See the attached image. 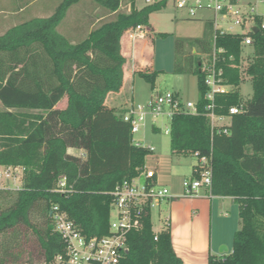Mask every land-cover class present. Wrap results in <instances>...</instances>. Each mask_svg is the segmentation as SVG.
I'll list each match as a JSON object with an SVG mask.
<instances>
[{
    "label": "trees",
    "instance_id": "1",
    "mask_svg": "<svg viewBox=\"0 0 264 264\" xmlns=\"http://www.w3.org/2000/svg\"><path fill=\"white\" fill-rule=\"evenodd\" d=\"M80 2L62 0L50 17L28 20L0 36V166L24 169L18 190H0V264H8L4 238L12 235L17 240L22 236L16 241L31 264H49L63 250L51 217L55 206L85 236L106 235L111 193L142 173L150 153L134 145L131 126L124 121L128 109L110 108L106 100L123 87V36L149 26L150 15L165 2L137 9L135 0H91L111 19L73 41L59 27ZM207 29L208 37L192 41L204 55L213 50L211 22ZM249 35L251 46L242 45L240 35L217 41L225 50L218 67L234 90L217 97L216 112L228 115L232 106L245 108L232 117L229 135H212L203 115V60L186 55L182 66L184 42L176 41L175 73L198 76L201 115L173 118L172 154L212 157V194L230 197L239 206L232 253L210 257L208 264H264V31ZM244 74L254 88L248 101L236 90ZM155 75L140 74L152 83ZM65 98L66 107L57 108ZM69 149L83 150L84 155H71ZM63 177L65 193L58 191ZM129 246L122 264H184L174 251L170 228L154 231L150 208L142 228L130 235Z\"/></svg>",
    "mask_w": 264,
    "mask_h": 264
},
{
    "label": "built area",
    "instance_id": "2",
    "mask_svg": "<svg viewBox=\"0 0 264 264\" xmlns=\"http://www.w3.org/2000/svg\"><path fill=\"white\" fill-rule=\"evenodd\" d=\"M260 4H264V0H178L177 8L187 11L190 17L194 18L198 12L204 11L213 15V50L210 55L203 58L202 68L205 73L204 84L207 87L203 115L210 121L213 136L229 135L232 117L245 112L243 104L232 106L228 115L216 112L217 97L234 90L233 86L225 83L223 69L218 67L220 56L225 50L218 47L217 41L223 36L240 35L243 36L242 45L251 46L253 39L249 34L252 28L258 27L259 32L264 31V14L257 13ZM141 29L142 27H137V30ZM178 114L201 115L198 104L192 102L185 104L177 94L167 93L153 97L146 108L138 110L128 108L124 121L130 124L131 133L135 135L149 117L156 119L166 116L172 121ZM166 133L170 134L171 128ZM133 143L137 147L146 148L150 153L156 152L153 146H144L134 140ZM195 156L198 158V164L194 168L196 175L184 179L182 183L184 195L198 197L199 191L206 189L208 197H212V157ZM23 174L22 167L0 166V184L21 181ZM59 186L58 191L65 193L64 177ZM111 196L113 201L109 229L103 236H85L66 213L59 211L57 206L53 207L51 217L54 231L60 235L64 247L49 264H122L130 252L129 237L142 228L147 209L151 208L153 202L167 201L171 197V192L167 186L159 184L156 170L144 167L138 177L119 183Z\"/></svg>",
    "mask_w": 264,
    "mask_h": 264
},
{
    "label": "rangeland",
    "instance_id": "3",
    "mask_svg": "<svg viewBox=\"0 0 264 264\" xmlns=\"http://www.w3.org/2000/svg\"><path fill=\"white\" fill-rule=\"evenodd\" d=\"M61 1L41 0L32 6V8L26 10L23 15L34 11V9L46 3L48 5H55L61 3ZM161 1L165 2V7L162 10L152 13L149 18V26L152 30H150L148 41L150 47H152V52H148V55H146L148 62H150V69H148L146 73H156V75L154 76L153 83L146 81L141 76H136L132 91L133 99L131 98L129 101L130 109L134 108L138 110L139 108H146L153 97L157 95H166L167 93L178 94L185 104L188 102L198 104L200 100L201 95L198 86V76L195 73L183 75L175 73L176 41L183 40L184 42V53L180 61L181 65L185 67L187 63L185 56L197 50L192 41L208 37V29L205 23L206 19L212 16V13L208 11L198 12L195 18L190 17L187 11L177 8L178 0H136V8L153 5ZM27 3L28 0H9L8 7L11 10H18L20 6H25L22 4ZM81 5L71 8V14L69 13V17L71 18L68 20L66 19L63 22L64 24L73 19L74 16L75 18L78 16L77 8ZM88 7V10L92 12L96 10L92 2H90ZM122 9L126 10L125 7ZM104 13L105 11L98 9L96 14L101 15ZM257 13L264 14V4L258 6ZM110 19L111 17H106L104 20H100L96 26L98 27L102 22L109 21ZM225 27L227 28L228 25H225ZM63 31H66L65 27ZM196 58H198V56H196ZM236 90L244 101L253 98L254 88L247 74L243 75L241 84ZM65 105L66 100L61 103V106ZM170 127L171 120L166 116H160L156 119L149 117L145 125L141 127L139 133L133 135V140L144 146H153L156 149V152L148 154L145 168L156 170L160 185L169 186L175 191H179L181 190L183 177L188 176V178H191L189 176L193 168L198 164V158L196 156L178 157L172 154L171 136L166 133ZM153 128H156L157 131H154ZM76 153L82 156L83 150L76 149ZM21 185L22 180H14L0 184V190L15 192ZM171 202L172 201L153 202L151 204L150 212L155 232H161L170 228V218L173 212V209H171ZM233 206L235 208L233 211H228V216L234 218L236 224L234 223L233 234L231 231L228 238H225L231 250L233 248L234 234L239 229V208L238 205L236 207V204ZM112 218H115L114 213ZM6 238L7 237L4 238V243H6L5 246L8 250L5 252V258L8 264H31L18 245L20 239L22 240V236L19 240L14 238L13 235L12 237H8V239ZM227 244H224V246Z\"/></svg>",
    "mask_w": 264,
    "mask_h": 264
},
{
    "label": "crops",
    "instance_id": "4",
    "mask_svg": "<svg viewBox=\"0 0 264 264\" xmlns=\"http://www.w3.org/2000/svg\"><path fill=\"white\" fill-rule=\"evenodd\" d=\"M40 1L41 0H28L27 4H22L25 6H20L18 10H11L8 7L9 0H0V36L7 33L11 28L28 20L50 17L54 14L56 7H58L57 5L60 4L48 5L46 3L47 5L45 4L23 15L26 10L32 8V6ZM90 2L91 0H81L80 3L72 6L71 8L82 4L77 8L78 16L76 18L74 16L73 19L65 24L62 23L59 27V32L71 38L73 41H77L78 39L86 37L96 28L100 20L110 17L106 12L97 15V8L94 12L88 10ZM70 10L66 17L67 20L71 18L69 17L71 14ZM126 10H130V7H127ZM212 18L213 15L206 19V26L208 22L212 23ZM64 27L66 28L65 32L63 31ZM150 30H152L150 26H145L142 27L141 30H130L123 36L121 41L122 54L126 58L124 83L122 89L118 93H111L108 95L106 100V105L108 107L116 109L129 108V101L131 98L133 99L132 91L136 76H140L141 73H146V71L150 69V62H148L146 57L148 52H152V47H150L148 41ZM192 54H195V56H198V58L202 60L206 56L197 52V50H194ZM65 100L67 105V98L63 101ZM61 103L57 108L64 109L66 105L61 106ZM0 111H2L1 105ZM153 129L157 131L156 128ZM68 153L80 157V155L76 153V149H69ZM83 155L84 151L82 156ZM194 168L189 177H194L196 175ZM186 178H188V176L183 177V181ZM157 180L159 181L158 173ZM167 187L171 192V197L167 201H172L171 209H173L170 218L172 244L175 253L183 260V263L208 264L210 257L221 258L232 253L233 248L231 250L225 238H228L231 231L232 234L234 231V218L228 216V211H233L235 208L233 206V200L230 197H219L214 195L208 197V191L206 189H201L198 197H187L184 195L182 184L181 190L179 191H175L169 186ZM224 244H227L226 247L228 246V251L221 253L220 249Z\"/></svg>",
    "mask_w": 264,
    "mask_h": 264
},
{
    "label": "water",
    "instance_id": "5",
    "mask_svg": "<svg viewBox=\"0 0 264 264\" xmlns=\"http://www.w3.org/2000/svg\"><path fill=\"white\" fill-rule=\"evenodd\" d=\"M258 32H259V28L258 27H253L252 28V33L253 34H257ZM199 65H201V63H199ZM227 251H228V247H226V246H222L221 249H220L221 253H225Z\"/></svg>",
    "mask_w": 264,
    "mask_h": 264
}]
</instances>
